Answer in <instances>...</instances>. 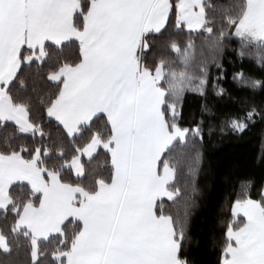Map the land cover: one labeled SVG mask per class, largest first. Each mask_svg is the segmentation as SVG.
Masks as SVG:
<instances>
[{
    "label": "snow or ice",
    "instance_id": "1",
    "mask_svg": "<svg viewBox=\"0 0 264 264\" xmlns=\"http://www.w3.org/2000/svg\"><path fill=\"white\" fill-rule=\"evenodd\" d=\"M258 124L264 0H0V264H196L203 149ZM256 163L221 178L214 264H264Z\"/></svg>",
    "mask_w": 264,
    "mask_h": 264
},
{
    "label": "trees",
    "instance_id": "2",
    "mask_svg": "<svg viewBox=\"0 0 264 264\" xmlns=\"http://www.w3.org/2000/svg\"><path fill=\"white\" fill-rule=\"evenodd\" d=\"M225 86L236 96L243 95L231 85L230 77ZM225 107L235 108V105L229 104ZM186 108L189 112L198 114V103L194 98L189 97ZM261 155H264V131L259 124L243 138H220L214 134L212 140L204 147L200 183L206 195L201 201V208L193 217L191 228L190 254L196 264H214L216 259L210 237L216 203L223 189L221 178L229 175L235 181L245 177H254L256 184L259 185L261 168L256 161ZM253 195H255V189H253ZM26 252L27 249L24 246L19 253H14L8 259L12 264H27Z\"/></svg>",
    "mask_w": 264,
    "mask_h": 264
}]
</instances>
